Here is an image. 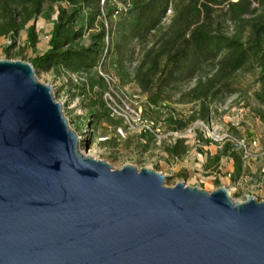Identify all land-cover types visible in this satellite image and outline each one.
Returning <instances> with one entry per match:
<instances>
[{
    "label": "water",
    "instance_id": "water-1",
    "mask_svg": "<svg viewBox=\"0 0 264 264\" xmlns=\"http://www.w3.org/2000/svg\"><path fill=\"white\" fill-rule=\"evenodd\" d=\"M80 151L55 86L0 61V264H264V202Z\"/></svg>",
    "mask_w": 264,
    "mask_h": 264
},
{
    "label": "rangeland",
    "instance_id": "rangeland-1",
    "mask_svg": "<svg viewBox=\"0 0 264 264\" xmlns=\"http://www.w3.org/2000/svg\"><path fill=\"white\" fill-rule=\"evenodd\" d=\"M57 10L47 3L31 23L36 43L31 42L27 29L13 39H0V61L32 64L48 47ZM113 10L118 14L107 20ZM101 13L93 25L95 13L84 11L78 16L81 46L90 45L89 35L97 32L102 21L117 43L135 19L130 0H111ZM234 31L235 25L227 22L226 34L231 36ZM109 41L107 37V45ZM134 48L136 56L127 62L126 71L121 70L115 53L93 69L97 80L104 79L94 90L85 73L63 67L36 71L41 83L55 86V100L64 104L70 127L78 132L80 151L98 155L116 170L129 165L161 171L167 187L185 184L207 193L226 188L237 202L249 197L264 202V105L257 99L261 89L258 71L239 72L236 92L208 103V112L200 117V104L188 94L198 80L210 77L211 69L195 79L180 80L166 91L158 107H152L132 80L141 47L136 43Z\"/></svg>",
    "mask_w": 264,
    "mask_h": 264
},
{
    "label": "trees",
    "instance_id": "trees-1",
    "mask_svg": "<svg viewBox=\"0 0 264 264\" xmlns=\"http://www.w3.org/2000/svg\"><path fill=\"white\" fill-rule=\"evenodd\" d=\"M110 1L0 0V39H13L27 29L31 42L36 43L31 23L49 3L58 10L48 47L32 62L36 71L63 67L85 73L94 90L104 79L97 80L93 69L115 53L121 70L126 71L127 62L136 56L137 43L141 49L132 80L152 107H158L166 91L180 80L195 79L208 68L210 77L198 80L188 94L192 102L200 104V117L208 112V103L236 92L235 77L248 68L258 71L261 89L257 99L264 105V0H130L135 19L119 42L113 43L111 31L102 21L97 32L89 35L90 45L81 46L78 16L84 11L95 13L93 25L102 15V6ZM170 9L169 23H164ZM227 22L235 25L231 36L225 32Z\"/></svg>",
    "mask_w": 264,
    "mask_h": 264
},
{
    "label": "built area",
    "instance_id": "built-area-1",
    "mask_svg": "<svg viewBox=\"0 0 264 264\" xmlns=\"http://www.w3.org/2000/svg\"><path fill=\"white\" fill-rule=\"evenodd\" d=\"M117 14H118V11L115 12L114 17H116ZM171 15H172V12H171V9H170L169 11H167L166 19H164L163 22H164V23H165V22L169 23V19H170Z\"/></svg>",
    "mask_w": 264,
    "mask_h": 264
}]
</instances>
